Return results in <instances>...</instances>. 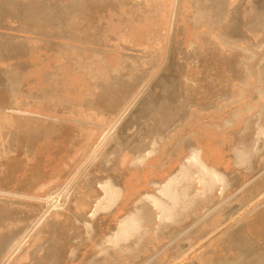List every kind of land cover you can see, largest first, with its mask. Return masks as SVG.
Instances as JSON below:
<instances>
[{"label": "rangeland", "instance_id": "1", "mask_svg": "<svg viewBox=\"0 0 264 264\" xmlns=\"http://www.w3.org/2000/svg\"><path fill=\"white\" fill-rule=\"evenodd\" d=\"M0 264H264V0H0Z\"/></svg>", "mask_w": 264, "mask_h": 264}, {"label": "bare ground", "instance_id": "2", "mask_svg": "<svg viewBox=\"0 0 264 264\" xmlns=\"http://www.w3.org/2000/svg\"><path fill=\"white\" fill-rule=\"evenodd\" d=\"M192 163L197 169L196 174H198L199 177V188H201L202 190L206 189V186L204 184L206 180H212L213 182L215 180L218 181V176H216V173L212 169L210 170L208 167H204L200 162H196V160H193ZM188 173L189 172L185 168H183L179 173H176L172 177L168 178L166 183L162 186V189L160 190L162 193L161 195L163 198L166 197L169 202V204H167L166 206L162 205L158 200H156L155 198H151L150 196L149 200L147 199V197L145 198L146 201L151 202V206L154 211H156L160 215V221L166 218L170 220H177L180 215L187 213L186 202L191 196L193 192L192 190H194V188L191 189V192L187 190L186 183L187 180L191 177L188 176ZM101 190H103V192L105 193V209H109L117 200L119 193L110 190L106 185L103 187L101 186Z\"/></svg>", "mask_w": 264, "mask_h": 264}]
</instances>
